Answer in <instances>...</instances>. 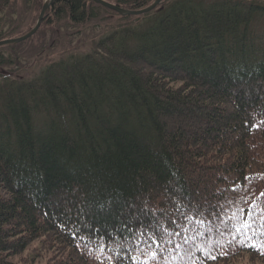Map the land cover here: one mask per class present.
<instances>
[{
	"label": "trees",
	"instance_id": "1",
	"mask_svg": "<svg viewBox=\"0 0 264 264\" xmlns=\"http://www.w3.org/2000/svg\"><path fill=\"white\" fill-rule=\"evenodd\" d=\"M44 2L0 0V40ZM96 8L116 13L53 0L42 26ZM122 17L138 21L81 57L0 74V264H24L12 258L47 234L65 248L53 264L264 263L240 245L264 241V49L251 29L264 2L163 0ZM244 222L254 231L237 232Z\"/></svg>",
	"mask_w": 264,
	"mask_h": 264
},
{
	"label": "rangeland",
	"instance_id": "2",
	"mask_svg": "<svg viewBox=\"0 0 264 264\" xmlns=\"http://www.w3.org/2000/svg\"><path fill=\"white\" fill-rule=\"evenodd\" d=\"M264 2V0H258ZM16 4L21 0H15ZM15 6V5H14ZM97 15L87 22L75 25L62 20L57 23L47 24L41 27L30 38L18 42L0 46V74L12 75L14 77L31 79L38 76L40 72L49 64L61 61L72 60L94 49L96 42L105 36L119 29L121 25L135 24L134 19H124L117 13L102 9H95ZM41 13V12H40ZM40 13L38 11H24L25 20L17 28L14 26L13 36L17 38L28 33L36 24ZM46 15V14H45ZM16 17V13L10 17ZM144 21V19H139ZM8 28V25L5 29ZM252 33L256 37L254 42L258 48L264 49V17L253 24ZM37 34V35H36ZM8 39V38H6ZM5 40V39H3ZM56 244L47 234V237L33 241L27 250L20 255L13 257L12 260L24 264H53L57 260L64 259L65 248L55 247ZM235 264H264L260 260L251 261L248 255L235 262Z\"/></svg>",
	"mask_w": 264,
	"mask_h": 264
},
{
	"label": "water",
	"instance_id": "3",
	"mask_svg": "<svg viewBox=\"0 0 264 264\" xmlns=\"http://www.w3.org/2000/svg\"><path fill=\"white\" fill-rule=\"evenodd\" d=\"M92 1L95 2L96 4H99V5L105 7L109 10H112V11L118 13L121 16H128V15L137 16V15L146 14V13H149V12L155 10L162 3L163 0H155L151 5L143 8V9H140V10L126 9V8H123L119 5H117V4L109 2L107 0H92ZM52 2H53V0H45L43 7H42V11L39 15V18H38L35 26L28 33H26L20 37H17V38H8L5 40H0V46L22 42V41L30 38L31 36H33L41 27L43 20L45 18L46 11L50 7Z\"/></svg>",
	"mask_w": 264,
	"mask_h": 264
},
{
	"label": "snow or ice",
	"instance_id": "4",
	"mask_svg": "<svg viewBox=\"0 0 264 264\" xmlns=\"http://www.w3.org/2000/svg\"><path fill=\"white\" fill-rule=\"evenodd\" d=\"M243 229L254 231L252 224L248 222H244L241 228H237V232H240ZM233 239H235V237ZM229 243H231V241H229ZM240 245L246 247H255L258 251L264 252V241H257L254 236H246L244 240L240 241ZM211 258L215 259V256H211Z\"/></svg>",
	"mask_w": 264,
	"mask_h": 264
},
{
	"label": "bare ground",
	"instance_id": "5",
	"mask_svg": "<svg viewBox=\"0 0 264 264\" xmlns=\"http://www.w3.org/2000/svg\"><path fill=\"white\" fill-rule=\"evenodd\" d=\"M40 29H41V27H40ZM37 35V34H36ZM54 107V106H53ZM52 109V108H51ZM54 111V110H53ZM52 112V111H51ZM55 114V113H54ZM47 117H49V116H47ZM56 118V117H55ZM52 119V118H51ZM69 123V122H68ZM102 251V250H101Z\"/></svg>",
	"mask_w": 264,
	"mask_h": 264
}]
</instances>
